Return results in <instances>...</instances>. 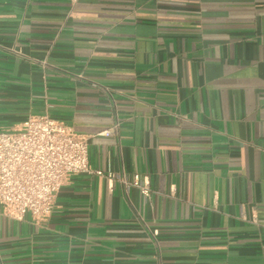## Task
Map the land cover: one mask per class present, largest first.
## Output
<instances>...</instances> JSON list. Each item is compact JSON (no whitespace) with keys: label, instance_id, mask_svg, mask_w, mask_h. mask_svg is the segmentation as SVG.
Returning <instances> with one entry per match:
<instances>
[{"label":"crops","instance_id":"obj_1","mask_svg":"<svg viewBox=\"0 0 264 264\" xmlns=\"http://www.w3.org/2000/svg\"><path fill=\"white\" fill-rule=\"evenodd\" d=\"M45 113L104 174L0 206V264H264V0H0V132Z\"/></svg>","mask_w":264,"mask_h":264},{"label":"built area","instance_id":"obj_2","mask_svg":"<svg viewBox=\"0 0 264 264\" xmlns=\"http://www.w3.org/2000/svg\"><path fill=\"white\" fill-rule=\"evenodd\" d=\"M119 122L106 132L115 134ZM88 137L78 134L48 113L28 118L18 130L0 132V206L15 219L27 213L38 221L47 219L55 206L59 190L81 173L103 175L89 163ZM128 192L137 188L147 200L152 189L140 174L128 179L124 168L108 172ZM156 234L157 231L154 230Z\"/></svg>","mask_w":264,"mask_h":264}]
</instances>
